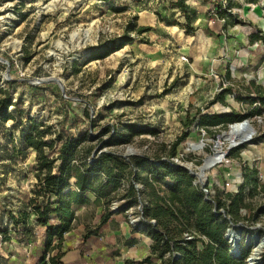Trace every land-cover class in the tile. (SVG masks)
Returning a JSON list of instances; mask_svg holds the SVG:
<instances>
[{
	"label": "rangeland",
	"instance_id": "rangeland-1",
	"mask_svg": "<svg viewBox=\"0 0 264 264\" xmlns=\"http://www.w3.org/2000/svg\"><path fill=\"white\" fill-rule=\"evenodd\" d=\"M201 2L205 0L186 1L190 25L195 26L191 31L189 24L184 28L178 24L185 19L170 0H0V25L4 31L0 46V84L6 80L5 60L12 81V105L8 110L16 116L7 119L0 131V143H3L0 149V264H34L43 238L38 231L40 227L34 225L30 209L26 221L33 225V234L37 236L32 245L28 240L33 234H17L6 214L9 211L17 214L18 209L25 207L24 194L30 192L36 181L34 150L20 149L18 139L29 118L49 125L51 134L60 132L61 125L69 132L87 127L91 134L84 143H90L96 152L111 150L125 155L132 152L133 157L145 155L172 163L176 158L197 170L211 154L216 135L221 130L227 131V121L214 126L195 121L185 127L184 120L197 109L234 114V120L243 119L249 113L247 119L255 130L251 140L230 148L225 156L227 161L222 159L207 168L204 186L208 188V197L219 195L223 199L226 192L237 191L244 165L255 166L258 182L264 184V104L242 100L249 89L247 86L244 91L246 81L232 82L226 74H219V68L210 67L215 57L205 48L201 49L202 44L209 42L199 30L212 25L207 22V12L196 15L192 11ZM228 7L235 20L248 17L263 23L264 5L257 0H229ZM221 25L226 28L232 24L224 20ZM138 26L145 30L138 32ZM126 36L131 41L119 44L107 55L90 59V47L101 43L112 45L110 41L117 44ZM229 37L226 36L227 41L238 50L241 42ZM249 67L257 69L256 62ZM48 76L61 80L63 92L54 81L39 84L28 81ZM219 92L223 93L219 96ZM85 107L89 112L90 107L93 109L92 121L82 114ZM75 116L82 120L74 121ZM112 126L121 128L118 133L122 132V136L117 141L111 140ZM226 145L221 140V150L225 151ZM140 183L136 186L141 188ZM159 185L163 193L168 192L162 182ZM244 192L247 193V187ZM262 194L260 191L252 197L247 195L245 201L250 205L239 209L238 220L234 222V230L240 229L239 249L245 250L246 256L258 238L264 239V211L251 217L257 208L264 207ZM123 201L110 197L76 207L70 233L62 235L60 251L65 250L62 258L75 264H123L122 255L126 252L122 244L127 230L122 227L137 218L140 208L135 205L123 209ZM220 211L228 217L225 211ZM104 213H109L111 220L102 236L93 238L90 233L84 238L87 230L95 229ZM252 226L257 228L251 229ZM113 231L119 233L115 235ZM128 248L136 257L142 249L138 244ZM263 252L264 246L260 257Z\"/></svg>",
	"mask_w": 264,
	"mask_h": 264
},
{
	"label": "trees",
	"instance_id": "trees-1",
	"mask_svg": "<svg viewBox=\"0 0 264 264\" xmlns=\"http://www.w3.org/2000/svg\"><path fill=\"white\" fill-rule=\"evenodd\" d=\"M186 1H173L184 16L185 20L178 23L183 28L190 25ZM228 8L230 7L218 11L219 17L224 18L226 23L235 20ZM190 26V30L194 31L195 26ZM143 30V26L137 27L138 32ZM256 38L264 40V35L252 33L251 39ZM129 41L131 38L126 36L117 44L110 41L112 45L101 43L90 47V59L107 55L121 46L119 44ZM11 83V80H5L3 85L0 84V131L3 123L15 116L8 110L12 105ZM21 83L25 82L21 80ZM38 86L40 85H32ZM221 93L223 92L218 95ZM243 95L246 97L243 96L242 100L264 104L263 91ZM82 114L92 121L87 107ZM248 115L251 114L247 113L242 117L247 118ZM233 116L234 114L209 113L197 109L193 116L184 120L183 126L195 121L200 125L214 126L233 121ZM80 119L75 116L74 121ZM26 122L18 139L20 149L34 150L36 181L30 189L32 194L29 191L24 194L25 207L18 209L17 214L10 211L6 214L15 225L17 234L32 235L33 225L26 221L28 209L31 210L34 225L41 228L38 231L43 237L39 242L41 245L38 246L34 264H64L61 260L64 251H60V243L62 235L71 228L75 208L89 201L98 202L110 197L123 199V209L140 206L136 212L137 218L132 223L129 222V226L131 231L143 232L151 239L148 255L140 260H127V264H246L245 250L240 251L238 244L236 251H232L233 247L225 233L238 220L239 209L250 205L245 201L247 195L252 197L261 191L264 196V184L258 182L255 166L242 167V182L237 191L226 192L223 199L218 195L208 200L199 184L193 183L194 179L188 171L176 163L153 160L145 155L133 157L130 154L131 156L121 157V153L111 150L96 152L90 143H84L91 134L87 127L69 132L61 125L60 132L51 134V127L45 123L34 118H29ZM110 130L111 140H119L122 132L118 131L121 128L112 126ZM180 138L181 135L176 140ZM2 145L0 143V149ZM137 182H141L142 189L136 186ZM159 182L167 186V193L159 189ZM220 209L228 217L222 215ZM258 211H264V207L257 208L251 217ZM108 217L109 213H104L95 229L87 230L84 236L96 234ZM34 238L33 234L30 241L33 242ZM257 264H264V252Z\"/></svg>",
	"mask_w": 264,
	"mask_h": 264
},
{
	"label": "crops",
	"instance_id": "crops-1",
	"mask_svg": "<svg viewBox=\"0 0 264 264\" xmlns=\"http://www.w3.org/2000/svg\"><path fill=\"white\" fill-rule=\"evenodd\" d=\"M170 1L173 2L174 0ZM257 2L260 5H264V0H257ZM211 6L212 3L208 2V0L199 3L198 6L192 7L190 5V7L193 8V14L196 15H205V12H207L211 8ZM236 22H238L239 24H235ZM262 22L263 23H257L255 21H252V19L246 17L245 19L239 18L237 20L228 22V24L230 23L232 25H226V28H223L221 25L222 23L217 21L212 26L204 27L199 30L203 34L207 42H209V44L207 45L202 44L201 49L203 50L205 48V51L210 54L211 57H215L212 58V63H210V67L219 68L217 69L219 71V74L221 76L222 74H226L228 78H231L232 82L236 79H238L239 82L245 80L247 84L244 86V91L247 89L248 86L250 90L247 89L246 92H250L251 94L257 91L264 92V40H262L261 38L251 39L252 33H262L264 35L263 19ZM228 35H230L228 39L241 42V45L238 50L230 44V41H227L226 36ZM244 62L245 64H243ZM252 62H256L257 69L254 68V70L249 67V64H252ZM247 70L250 72V75H248ZM207 72L208 74L210 73L209 71ZM110 220L111 219L108 217L105 225L96 234H92V237L94 238L95 235H98V237L102 236V232H104V229ZM123 226L125 227H122V229L127 230V232L125 230L126 233H124L125 235L123 236L124 238L122 244V247L123 249H125L126 252V255H122L123 264H127V260H140L146 255H148L149 245L151 243L150 237L143 232L131 231L128 223L127 225L125 224ZM117 230L120 231L119 227ZM69 231L65 233L69 234ZM118 233L113 231L112 234L117 235ZM88 236H90V234ZM88 236H84V238H87ZM35 238H37V236H35ZM35 238L33 241L34 243L36 241ZM81 239L83 241V238ZM33 242L28 240L29 245H32L31 243ZM135 244H138L139 247L142 248L141 250L139 249L137 253L139 254L138 257L132 256L128 248L129 246ZM61 251L65 252V250ZM117 252L118 251H116L115 253ZM64 256L65 255L63 254L62 257ZM62 257L61 260L64 264L76 263L75 261L67 260ZM95 261L97 262V260Z\"/></svg>",
	"mask_w": 264,
	"mask_h": 264
},
{
	"label": "water",
	"instance_id": "water-1",
	"mask_svg": "<svg viewBox=\"0 0 264 264\" xmlns=\"http://www.w3.org/2000/svg\"><path fill=\"white\" fill-rule=\"evenodd\" d=\"M3 62L6 63V69H5V72H4V77L6 78V80H10L9 78V74H8V63L3 60ZM28 81L32 82V83H36V84H39V83H43V82H46V81H54L56 82L59 87H60V90L63 92V87H62V83H61V80L57 77H54V76H48V77H37V78H33V79H28ZM93 109L90 107V112L92 113ZM235 122V120L233 121H229L227 122V131L225 130H221L217 135H216V138L215 140L212 142V147H211V154L208 155L204 160H203V164L205 163V160L210 158V157H213L212 158V161L209 163V165H207V168H209L210 166H212L213 164L215 163H218L220 162L221 158L222 157H225L228 155V152H229V149L230 148H233V147H236L244 142H248L251 140L252 138V135L254 134L255 130L252 126V124L250 123L249 119L247 118H243V119H240L238 120L237 122L241 123L242 125V129L244 130V132L240 135L239 137V140L238 141H234V136L233 137H230L228 140H224L225 142H227V149L226 151L222 150L220 152V150L222 149L221 148V138L223 137L224 134H226V132H229L230 130V125L233 124ZM130 154H133L132 152H128L125 154H122L123 156H127V155H130ZM216 157V158H215ZM175 163L179 166H182L183 168H185L188 173L197 178V174L196 172H202L204 170L203 167H198L197 170H194L195 167H192L191 164L188 165H185L186 162H183V161H177V159L175 158ZM202 164V165H203ZM193 180V183L195 184H199L200 187H203L205 185V182H202V181H198L197 179ZM205 198L208 199V200H211L210 197L207 196V194L205 193ZM234 226L235 224H232V226L230 228H227L226 229V233H225V236L227 237L228 241L231 243L232 247H233V250L232 251H236V247L238 245L237 243V240L239 239V236H240V229L237 230V232L234 230ZM257 228L256 226H252L251 229H255ZM232 234H235L233 237H235L237 240H233L231 239L232 237ZM232 241V242H231ZM255 243V242H254ZM252 252L249 254V256L246 257L245 261H246V264H257L259 262V254L257 253L256 256L254 258H252Z\"/></svg>",
	"mask_w": 264,
	"mask_h": 264
},
{
	"label": "bare ground",
	"instance_id": "bare-ground-1",
	"mask_svg": "<svg viewBox=\"0 0 264 264\" xmlns=\"http://www.w3.org/2000/svg\"><path fill=\"white\" fill-rule=\"evenodd\" d=\"M244 132V130L242 129V125L241 123L239 122H234L233 124L230 125V130L229 132H226V134L223 135V137L220 139V140H228L230 137H233L234 136V141H238L239 140V137L240 135ZM201 145V144H200ZM227 149V148H226ZM222 150H220L221 152ZM226 151V150H225ZM212 158L213 157H210L208 159L205 160V163L203 165H201V167L204 168V170L202 172H196L197 174V179L198 181H202V182H205V178H203V175L205 174V170L207 169V165H209V163L212 161ZM216 158V157H215ZM222 160V159H221ZM185 165H188L189 164H185ZM192 166V165H191ZM193 167V166H192ZM200 167V166H199ZM235 234H232V241L233 240H237L235 237H233ZM231 241V242H232ZM239 239L237 240V243L239 244ZM264 246V239L262 238H258L255 243L252 245V249H251V252H252V258H254L256 256V254L260 253V250L261 248Z\"/></svg>",
	"mask_w": 264,
	"mask_h": 264
},
{
	"label": "built area",
	"instance_id": "built-area-1",
	"mask_svg": "<svg viewBox=\"0 0 264 264\" xmlns=\"http://www.w3.org/2000/svg\"><path fill=\"white\" fill-rule=\"evenodd\" d=\"M211 3H212V6L211 8L207 11L206 13V19H207V22L210 24V25H213L215 22L217 21H220V22H224V18L222 17H219L218 15V11H220L221 9L223 8H226L228 7V1L229 0H209ZM229 10V9H228ZM4 33L1 25H0V46H1V37H2V34ZM1 48V47H0ZM204 133V132H203ZM221 159H223L224 161H227L228 159L225 158V157H222ZM221 161V160H220ZM201 189L203 190L204 193H206L208 195L209 191H208V188L206 186H203L201 187ZM135 219H131L129 222H133ZM230 228V227H228ZM191 236H187V238H190Z\"/></svg>",
	"mask_w": 264,
	"mask_h": 264
}]
</instances>
